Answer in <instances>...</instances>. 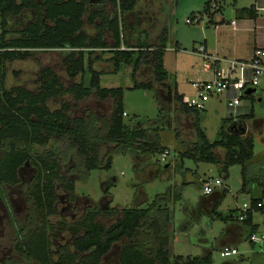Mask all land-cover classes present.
<instances>
[{
    "label": "trees",
    "instance_id": "trees-1",
    "mask_svg": "<svg viewBox=\"0 0 264 264\" xmlns=\"http://www.w3.org/2000/svg\"><path fill=\"white\" fill-rule=\"evenodd\" d=\"M108 2L118 10V14L108 16L105 8L91 11L92 0H0V49L4 50L0 53V197L5 199L8 187L21 184V171L25 165L37 168L28 192L32 206L27 219L33 229L29 234L23 232L18 234L15 251L24 255L30 264H102L115 245L127 238L129 242L123 244L119 254L120 264H213V247L206 249L200 256L172 255L168 228L160 224L161 214L167 217L160 201L169 200L170 190L162 196L159 195L153 207L123 210L112 208L108 214L120 216V219L110 227L95 221L100 213L98 210L88 209L86 216L75 227L74 252L62 249L59 258L57 260L54 258L47 231L49 228L47 218L57 213L55 205L59 199L57 194L59 181L65 184L68 193H73L77 179L81 178L76 175H86L96 169L110 170L116 153L135 151L137 159L142 162L136 160V170L139 174L144 169L142 168L144 160L146 162L149 156H157L167 150L157 133L152 138L150 129L142 123L126 122L124 89L102 88L101 74L94 70L91 56L87 64L85 51H90L89 55L97 50L111 51L110 60L115 70L118 72L122 65L134 64L135 78L143 65L149 66L152 69L153 80L136 81L132 89L155 90L156 84H166L169 80L164 62L168 31L163 30L157 44L125 47L122 17L125 13L135 10L137 0ZM27 11L32 13L28 25L20 28V17ZM209 11L208 2L205 12ZM87 14L89 22L100 18L101 24L98 25L100 34L91 36L85 31ZM239 15L257 19L258 12L253 5L250 8H243ZM198 18L193 15L196 21ZM107 33L111 35L112 44L106 40ZM38 50L71 51L66 59L69 77L72 80L76 79L78 75L84 74L88 67L92 73L89 86L85 85L84 79L80 83L67 86L54 69L44 68L36 91L23 87L7 89L6 65L16 60L28 59L33 55V51ZM93 90H96L101 101L114 102L111 116L102 121L98 120L95 113L72 118L68 114L70 109L68 105H64L61 110H51L48 105L50 100H57L68 94L81 101L90 96ZM174 99L185 114L194 115L196 118L197 138L190 145H185L187 150L180 153V167H184L186 159L194 160L195 163L213 164L218 167L220 175L228 179L230 168L240 165L241 193L252 195L257 187L262 190L261 196L252 197L250 202L252 208L248 210L246 219L243 220L246 225H252L254 212L264 214V208L258 207L264 199V166L259 165L261 167L257 173L252 171L250 166L254 158L255 139L249 134L247 124L255 118L253 111L248 115H238V121L232 116V124L236 127L233 130L231 128L228 131L222 130L219 139L211 142L200 126L201 111L185 105L184 95L177 91ZM52 140L58 142L60 146H66L68 152L74 153L77 162L75 161V165H72L74 168L71 169L76 174L75 178L67 179L62 174V163L64 155L67 157L66 154L63 153L61 161L57 158L59 154L57 150L51 149L37 154V147L45 148ZM103 146H110L109 150L113 153L107 159L102 157ZM218 149L226 151L224 159L216 153ZM110 185L106 195L111 197ZM199 186L203 189V183ZM226 193L227 188L220 191L221 200ZM241 212L242 207L230 210L228 215L218 213L217 205L212 211L224 221L235 220L238 214L240 218ZM166 222L168 224V221ZM79 228H83L82 234ZM248 229L251 231L248 237L251 241V235L257 233L256 227Z\"/></svg>",
    "mask_w": 264,
    "mask_h": 264
},
{
    "label": "rangeland",
    "instance_id": "rangeland-1",
    "mask_svg": "<svg viewBox=\"0 0 264 264\" xmlns=\"http://www.w3.org/2000/svg\"><path fill=\"white\" fill-rule=\"evenodd\" d=\"M107 14L114 16L118 14L108 0ZM216 0H137L135 10L127 12L122 17V35L125 37V47L147 46L158 43V35L164 29L168 31L167 50L165 52V68L169 74L168 84H156L155 90L132 89L137 82H149L153 80L152 69L143 65L134 77V64L122 65L119 71L115 70L110 58L111 51L97 50L89 55L90 51H85V58L88 64L89 57L93 60V68L101 74V87L109 89H124V105L126 112L125 120L129 124L142 123L150 129V136L154 138L158 134L161 143L167 146L171 155L166 164L170 162L181 147L196 141L194 115L185 114L176 100L175 85L179 94L192 96L195 92L194 83L197 79H204L203 59L200 55L194 53V49L208 41L211 45H219L221 39H217L214 33L213 22L222 18L225 23L232 20L240 21L239 12L243 8H250L255 4H261L264 0H217V11L211 9V12H205L207 3L210 6ZM256 6V5H255ZM257 7V6H256ZM101 7H98L100 9ZM221 8L222 11L219 9ZM32 13L27 11L20 17V28L28 25ZM193 15L198 16L199 20L193 19ZM89 14L86 15L85 31L96 36L100 34L98 25L101 21L97 18L94 22H89ZM259 15L257 29L259 34L263 35L264 21ZM1 23V18H0ZM13 23V22H11ZM15 24V22L13 23ZM12 24V25H13ZM1 34V29H0ZM225 37L227 44L231 42L238 43L245 47L247 42L253 38L251 34L239 32L236 36L228 33ZM110 33L106 34V40L112 44ZM1 43V42H0ZM178 43L182 44L178 47ZM237 46V45H236ZM241 49V48H240ZM71 51L52 50V51H33V55L25 60H16L6 65L7 77L5 86L7 89L23 87L27 90L36 91L39 88V79L41 71L44 68H52L59 75L65 85L80 83L83 79L86 86H89L92 73L88 70L72 80L67 72L66 59ZM221 56V55H220ZM261 95H253L244 99L239 110L234 112L227 106L225 96L213 97L206 105L207 111H201V127L211 142L219 139L222 130L228 131L232 125V116L246 115L253 111L255 118L250 122L249 134L255 139V150L253 163L250 164L251 170L258 172L261 166H264V77L261 79L257 88ZM161 95V96H160ZM162 97V98H161ZM48 105L51 110H61L64 105L70 109L68 114L72 118H80L86 115H94L99 121L109 118L114 108L113 100L101 101L97 97L96 90L85 99L78 101L74 95L68 94L59 99L50 100ZM169 116V117H167ZM231 118V119H230ZM177 140V141H176ZM179 141V143H178ZM110 146L102 147V157L107 159L113 155L109 150ZM57 150V158L61 161L64 154L62 174L65 178H75L74 168L77 159L74 153H70L66 146H60L55 140H52L45 148L37 147V154L48 150ZM180 150V149H179ZM64 153V154H63ZM216 153L221 159L226 156V151L218 149ZM157 156H149L144 160L141 177H138L135 151H124L116 153L113 156V163L110 170L96 169L89 174H81L77 179L75 191L68 193L65 184L62 181L57 183V194L59 199L55 205L57 213L50 215L48 220V234L52 243L54 258H59L62 249L74 252L73 242L75 227L78 222L86 216L88 209L98 210L100 213L95 219L96 222L105 227L115 224L120 216L108 214L114 208L123 210L126 208L153 207V204L159 195L168 193V201H160L162 209L167 214H161L160 224L168 228L171 253L172 255H202V248L198 247V241L195 236L202 235L204 232L206 239L215 242L213 251V264H264V245L252 243L249 240L240 241L237 244L239 255L232 257H222V247L215 241L224 232L226 222L212 213L210 205L206 202L204 213L201 211L202 189L198 186L196 177H188L185 171L181 172L179 168L163 172L159 178L150 179L155 174V168L146 167L148 161L150 164H159ZM1 157V156H0ZM171 157H173L171 159ZM69 161V162H68ZM76 161V162H75ZM257 165V166H256ZM259 166V167H258ZM185 167L191 168L194 172L198 171L202 180L212 177L214 180L220 178L223 180V187L227 188L226 195L222 198L218 206V213L228 215L230 210L238 206L243 207L245 203H250L252 197H259L262 194L260 188H256L252 195L242 194V167L240 165L232 166L229 170V178L225 179L220 175L218 167L208 163H195L194 160L186 159ZM37 168L33 165H25L21 171V184L15 187H8L7 195L0 199V264H30L24 255L15 251V245L18 241V234L23 232L29 234L32 232L28 217L31 210V200L29 197V188L35 178ZM166 169V168H165ZM164 171V170H162ZM181 172V173H180ZM85 175V176H84ZM169 177L171 180H167ZM164 178V179H163ZM168 178V179H169ZM111 184V185H110ZM111 186L109 195L106 190ZM222 187V188H223ZM221 188L216 189L217 190ZM61 197V198H60ZM74 197L76 201L74 202ZM4 202V204L2 203ZM71 204V207H69ZM155 207L154 210H156ZM199 216V217H198ZM168 221V224L167 222ZM264 216L262 212L255 214V222H259L261 230H264ZM61 223H65L62 225ZM22 227V228H20ZM188 228V231L185 229ZM73 229V230H72ZM83 233V228H79ZM127 238L123 242L115 245L102 264H120L119 254L123 244L128 243ZM211 245V244H210ZM201 246V245H200ZM218 247V248H217Z\"/></svg>",
    "mask_w": 264,
    "mask_h": 264
},
{
    "label": "built area",
    "instance_id": "built-area-1",
    "mask_svg": "<svg viewBox=\"0 0 264 264\" xmlns=\"http://www.w3.org/2000/svg\"><path fill=\"white\" fill-rule=\"evenodd\" d=\"M258 16H262L264 21V2L261 6L255 4ZM235 24V21H233ZM264 27V26H263ZM125 50V48H122ZM4 50L0 49V53ZM194 53L200 55L204 63V71L210 74V78L206 81L194 83L195 92L192 96H185L183 102L190 108L198 111H205L207 103L213 97L225 96L229 109L236 112L241 107L244 99L253 94L248 95V91L257 89L261 79L264 77V29L262 35V43L257 45L253 51V55L249 59H235L217 56L211 54L204 45H200L194 49ZM1 82V75H0ZM1 89V83H0ZM128 113L125 112L124 116ZM235 121H238V115L234 116ZM171 153L166 150L162 153L158 161L166 164ZM203 192L205 195H212L217 188L223 186V180L212 177L203 180ZM258 207L264 208V199L258 204ZM252 208L250 203H245L242 207L240 220L246 219V213ZM251 242L259 245H264V232L253 233ZM222 257H232L239 255V250L234 246H226L221 249Z\"/></svg>",
    "mask_w": 264,
    "mask_h": 264
},
{
    "label": "crops",
    "instance_id": "crops-1",
    "mask_svg": "<svg viewBox=\"0 0 264 264\" xmlns=\"http://www.w3.org/2000/svg\"><path fill=\"white\" fill-rule=\"evenodd\" d=\"M106 5L107 4H105V1L92 0L91 11H94V10L98 9V7H101L100 8L101 10L104 9V8L107 9ZM211 9H216V11H217V0L215 1V3L213 5L210 6V10ZM219 10L222 11L221 8ZM209 12H211V11H209ZM127 14H129V13H127ZM233 21H235V24L233 23ZM258 22H259V16L257 17V19H251V18L245 16V17H241L240 21L232 20L229 23H225V21L222 18H219L218 20L216 19V21L213 22V24H214V33H215L216 39H217V33L219 34V36H218L219 38L218 39H221V42H219V45L217 46V44L214 45V42L211 45L210 43H208L207 40H205V42L203 44H201V45H204L211 54H214V55H217V56L221 55L222 57H228V58L249 59V58L252 57L255 47L262 43L261 35L259 34V31L257 29ZM239 32H241L243 34H245V33L246 34H251V35H253V38H251L250 41L247 42L248 45H246L245 47H243L241 45L238 47V43L236 44L235 41H232L231 44H230L231 46H229L227 44V41L225 40L226 39L225 37L228 38V36H229L228 33H233L234 36H236ZM161 34H162V32L158 35V38L160 37ZM110 40H111V37H110ZM181 45L182 44L178 43V47L179 48L181 47ZM152 77H153V75H152ZM209 78H210V74L208 73V74H206L204 79L200 78V79H197L196 81L197 82L206 81ZM197 82H195V83H197ZM167 84H168V82H167ZM175 91L178 92L177 85H175ZM181 95H184V97L186 96L185 94H181ZM255 95H258L257 98H259V100H261L260 99L261 95L259 93L255 94ZM205 111H207V110H205ZM248 114H246V115H248ZM239 116H244V115H240L239 114ZM167 117H169V116H167ZM248 122H250V121H248ZM200 126H201V120H200ZM230 128H231V130H233L235 127L232 124ZM247 129L249 131V125L248 124H247ZM178 143H179V141H178ZM178 145L180 147L179 148L180 150L179 149L176 150L177 153H175V155L177 156V158H175V156H173L174 158L171 157V159L172 158L173 159L170 160V162H168V164L164 165L163 169H162V166L159 165V164H149V162L147 163V165H149V166H146V167H150V168H153V169L155 168V170H156L155 174L150 179L152 180V179L161 177V175H163V172H165L167 170L169 171L170 168L173 167L174 169L179 168L181 172L185 171L184 173L188 177L189 176L190 177H196V179L198 180V186H199L200 184H202L203 180H205V179L202 180V177L198 173V171L194 172L193 169L185 167V163H184V167L183 168L180 167V161H179L180 160V153L186 151L187 148L186 147H181L182 144L181 145L178 144ZM165 147L167 148V146H165ZM167 150H169V149L167 148ZM185 162H186V160H185ZM162 170H164V171H162ZM141 174L142 173H139L138 177H141ZM168 178L169 177H167L166 179L167 180H171L170 178L169 179ZM223 188L218 189L217 193L214 192L212 195H205L204 192H203V189H202V196H201L202 200L200 202L201 211H202L201 216L204 213L203 212L204 211L203 207H205V203L206 202L210 205V207L212 209L211 211L215 210V206L216 205L218 207V205L220 203V200H221L220 191ZM239 207L240 206H238V204L236 203L235 208H233L231 210H237V209H239ZM256 213H258V212H254L253 219H252V225H246L243 221H241L239 219L240 212H239V214L236 217L237 219L231 220V221H225L226 222L225 227H224L225 229H224V232L222 233V235L220 236V240L218 241V238L215 239L217 244H219V246L222 247V248H224L226 246L237 247V244L240 241H243V240H249L250 241V239H248V237L250 236L251 231L248 228H254V226L256 227V232L257 233L264 232V230L260 229L261 228L260 223L259 222H255V214ZM263 216H264V214H263ZM185 229L188 231V228H185ZM195 237L197 238L198 241H202V240L204 241V242L202 241L203 243H199L198 242V245H197L198 247L202 248V255L204 254L206 249H209V248H212V247L215 248V242L206 239V235H205L204 232L202 233V235H197ZM187 256H195V255H187ZM226 264H233V263L229 262V263H226Z\"/></svg>",
    "mask_w": 264,
    "mask_h": 264
},
{
    "label": "water",
    "instance_id": "water-1",
    "mask_svg": "<svg viewBox=\"0 0 264 264\" xmlns=\"http://www.w3.org/2000/svg\"><path fill=\"white\" fill-rule=\"evenodd\" d=\"M258 93H259V90L258 89H253V90L248 91V95L249 94L255 95V94H258ZM234 127H236V125H234Z\"/></svg>",
    "mask_w": 264,
    "mask_h": 264
},
{
    "label": "flooded vegetation",
    "instance_id": "flooded-vegetation-1",
    "mask_svg": "<svg viewBox=\"0 0 264 264\" xmlns=\"http://www.w3.org/2000/svg\"><path fill=\"white\" fill-rule=\"evenodd\" d=\"M61 198V197H60ZM0 199H1V197H0ZM76 201V199H74V202ZM2 203L4 204V202L2 201ZM70 206L69 207H67L66 209H68V208H70L71 207V204H69ZM112 253V252H111Z\"/></svg>",
    "mask_w": 264,
    "mask_h": 264
}]
</instances>
